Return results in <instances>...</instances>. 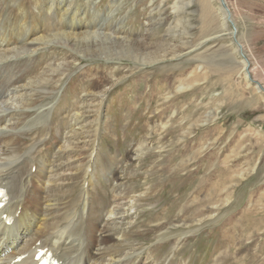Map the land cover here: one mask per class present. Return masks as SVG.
I'll list each match as a JSON object with an SVG mask.
<instances>
[{
	"label": "rangeland",
	"instance_id": "374dc122",
	"mask_svg": "<svg viewBox=\"0 0 264 264\" xmlns=\"http://www.w3.org/2000/svg\"><path fill=\"white\" fill-rule=\"evenodd\" d=\"M0 1L2 6L12 2ZM121 1L122 8L115 12L109 26L123 28L126 32L132 31L136 37L152 43L162 42L165 36L180 35V39H174L173 43L180 47L185 42L192 45V48L176 49L178 56L141 68H136L132 61L124 59L117 64L120 71L130 73L111 87H108L111 84V61L95 55L89 59L81 58L80 63L75 62L51 84L32 90L38 105L27 111V115L18 122L17 128L23 126L24 119L29 122L37 120L49 108L50 114L46 120L33 125L29 126L28 122L22 133L20 130L14 134L22 146V141L27 146L35 138L62 142L63 138L60 137L65 136V140L68 126L73 124L71 119L77 109L76 105L80 104L85 94L78 90L79 87H88L96 76L100 84L109 82L106 86L107 96L100 107L96 131L83 132L82 135L87 139L86 145L74 152L68 171H64L67 168L61 169L62 174L58 181L55 178H45L43 183L39 182L40 188L36 189L48 192L54 197L58 208L68 204L72 209L71 213L79 212L77 205L83 188L86 191L89 186L86 193L93 199L98 191V196L106 204L118 193L123 196L128 189L129 194L124 195L121 211H125L124 216L128 214L132 219L131 225L126 220L123 221L122 228L130 226L135 231L129 234L130 238L125 242L127 249L122 252L129 255L136 251H141L142 254L147 252V261L140 257L135 259L137 264H264V0H225L231 14L235 15L233 20L244 48L243 59L249 61V82L242 73V68L236 64L240 56H234L228 37L222 36L220 41L198 47L199 52H191L205 39L202 24L203 0H180L188 4L178 15L173 9L177 0ZM92 2L94 3L93 0H84L87 5ZM109 2L110 0L95 2L99 11L97 14L107 13ZM224 9L228 11L226 6ZM26 13L29 14V10ZM179 19L183 23L177 25ZM160 20L161 23L150 33L151 23ZM231 26L234 28L232 23ZM87 42L92 53H98L97 45L102 40L89 39L84 45ZM63 45L59 41L57 49H37L30 57H14L12 63L0 64V75L9 77L13 72L16 74L18 70L28 68L31 76H35L45 67L47 61L56 59L60 62L80 58L76 51L68 48L70 45ZM218 50L220 53L225 50L231 53L233 62L225 63L220 60L224 62V66L219 70L199 58L209 55L213 57V62H219ZM197 76L199 81L197 80L198 83L192 89L189 88L172 98L167 103L169 107L161 106L165 88L174 91L182 79L188 77V80L193 81ZM18 90H14V104L18 100ZM169 114L176 118V122L169 123L168 134L163 133L160 136L157 133H161L163 129L160 130L158 124ZM212 115H215V121L193 125L196 121L209 119ZM190 125H193L191 133L186 136L184 131ZM183 137L187 138L183 141ZM141 141H145L150 148L141 158L136 159ZM0 144H3V138L0 139ZM200 145L204 146L203 153L185 166L180 165L181 158ZM236 152L239 154L226 167L223 160L229 153ZM63 156L60 160L66 162ZM54 157L52 162L59 160L56 155ZM88 165L91 166L89 169H92V174L87 184V175L84 177L82 170ZM77 166L81 171L74 174ZM34 168H31L32 173L35 172ZM230 171L243 172L244 175L224 188L222 194L217 195L218 198L216 196L219 200L228 195L229 204H225L223 210L215 206L202 210V204L205 203H201L199 193L212 184L217 187V182L228 183V180L223 179ZM29 186H32L31 182ZM93 195L95 196L92 197ZM89 197V209H97L103 218L115 217L109 207H99L98 203L101 201L98 198L93 200ZM134 199L137 201L133 202ZM201 211L202 214L213 212L212 219H215L200 225L197 220ZM195 226V231L178 236L182 231ZM94 235H98L97 230ZM121 236L118 229L113 233L114 240ZM112 241L109 240L110 243Z\"/></svg>",
	"mask_w": 264,
	"mask_h": 264
},
{
	"label": "bare ground",
	"instance_id": "6f19581e",
	"mask_svg": "<svg viewBox=\"0 0 264 264\" xmlns=\"http://www.w3.org/2000/svg\"><path fill=\"white\" fill-rule=\"evenodd\" d=\"M93 1L94 3L92 2V4L89 3L87 5L84 4V0H12L6 6H2V1H0V64L12 63V58L15 57L17 59L20 55L30 57L32 52L37 49H57L59 41H62L63 47L70 45L68 48L76 51V55L80 57L71 60H61L60 62L56 59L47 61L45 67L35 76H31V71L28 68L18 70L16 74L13 72L9 77L3 76V74L0 75V128L4 129L0 130V139L3 138V144H0V188L6 191L5 201L0 207V264H38L41 258L48 259L50 264H137L135 263V259L141 257L146 262L149 258L147 252L142 254L141 251H136L133 255L122 252L124 249H127L125 242L126 239L130 238L129 234L135 231L130 226L122 228L123 221L126 220L131 225L130 219H132L128 214L124 216L125 211H121V207L124 206V195L129 194L128 189L123 196H120L118 193L113 197L112 201H108V204H106L102 201V197L98 196V191H94L95 195H97L95 199L90 198L88 192L86 193L89 189L87 185L86 191L85 188L82 189L83 192L77 205L79 212L77 213H71L70 210L72 209L68 204L58 208L57 206L59 205L56 203L54 197L49 195L48 192L36 189L40 185L39 182L43 183L45 178L46 180L55 178L58 181L62 174L61 169L67 168L64 171H68L69 161L74 158V152H77L79 148L86 145L87 139L82 135L83 132L86 133L89 130L94 132L98 128L99 111L102 102L107 96V88L113 86L123 76L130 73L120 71V66L117 63L126 59L132 61L136 68H141L154 62L169 59V57L178 56L175 52L176 49L192 48V45H187L185 42H182L180 47L173 43L174 39H180V35L165 36L162 42L152 43V41H144L146 39L136 37L132 31L126 32L123 28L109 26L115 12L122 8V1L110 0L107 6V13H104V15L97 14L99 11L95 2L100 0ZM187 4L185 1L180 2V0H177L173 6L174 13L178 15ZM225 6L228 11L224 9ZM26 10H29V14L26 13ZM202 10L203 36L205 39L200 41L196 45L197 49H192L191 52H199L198 47L202 48L207 45L206 43L220 41L222 36H225L224 38L228 37L227 39L233 47L234 56L235 54L240 56V60L236 64L242 68V73L245 74V78L249 82L248 76L250 77V73L247 69L249 61L243 59L244 54L242 51L244 48L241 36L233 20L234 14H231L226 1L203 0ZM214 12L217 15H214L216 14ZM98 17L102 18V20ZM214 19L217 21L216 23ZM120 23H122V20ZM160 23L161 20L157 23H151L149 32H154L155 26ZM182 23L183 20L179 19L177 25ZM231 23L234 25V28L231 26ZM222 32L225 34L222 35ZM98 38L102 40L97 45L98 50L96 52L98 53H92L91 48L88 47V42L86 45H84V42L89 39ZM81 47H84V49ZM225 49L228 50L227 48ZM226 50L224 53H220L218 50L219 62L216 63L213 62V57L209 55L199 58L204 63L211 64L220 70L224 66L223 61L227 63L233 60V55L229 52L227 53ZM93 55L112 62L110 72L111 84H107L109 82H105L104 84L98 83L97 79L99 78L96 76L88 87H79L78 90H82L85 94L80 104L77 103L76 105L77 109L71 119L73 124L68 126L69 129L66 131L65 140V136L60 137L63 138L62 142L49 141L47 138H35L27 146L22 141L24 145L22 146L14 134L20 132V130L22 133V129L29 121L24 119L22 122L23 126L19 129L17 128L18 122H20L23 116L27 115V111L38 105V101L33 98L34 93L31 91L38 86L51 84L57 76L63 75L75 62H79L81 58H92ZM220 60H223V63ZM249 79L251 80V78ZM197 80L198 76L193 81L188 80V77H186L182 79L181 83L179 82L174 91L165 88L161 106L169 107L167 103L172 98L196 85L198 83ZM107 85L109 86L106 87ZM10 89H19L18 92L20 93L17 94L19 96H17L18 100L16 104L13 103L16 93ZM9 101L10 103L8 104L7 102ZM49 114L50 108L39 115L38 121L33 119L29 122V126L46 120ZM215 119V115H212L209 119L196 121L193 125H203L209 121L213 122ZM174 122H176V118L172 114H169L163 122L158 124L160 130H163L157 134L160 136L163 133L167 135L169 123L173 124ZM193 125H190L189 129L184 131L186 136L191 133ZM75 128H79L80 130H76ZM50 134L52 135L53 132L51 131ZM51 137L55 138V136ZM60 138L58 139L60 140ZM186 138L183 137V141ZM138 145V154L135 155L136 159L141 158L150 148L145 141H141ZM198 145H195V147ZM203 150L204 146L201 145L194 150L191 149L190 154L188 153L181 158L180 165L185 166L191 160L196 159L198 155L203 153ZM58 154L61 155L58 156ZM237 154L239 152L229 153L225 160H223L224 165L229 164L232 158H236ZM55 155L59 160L64 155L63 157L66 159V162L61 160V162L59 160L52 162L51 160L55 159ZM33 166L35 167L34 173L31 172ZM90 167L88 165L82 170L84 177L87 175V179L85 178L87 184L92 174V169H89ZM227 169L230 168L228 167ZM78 171H81L79 166L73 172L76 174ZM243 175V172L233 173L230 171L223 179L228 180L230 184L217 182L215 183L217 187H214L212 184L203 192L198 190V192H202L199 193L201 203H205L202 204V210L212 209L214 206L219 207V210H223L225 204L229 202L230 197L227 195L218 200L216 196L224 188L232 185L233 182H237ZM30 182L32 186H29ZM100 192L102 193L101 190ZM88 197L93 200H97L98 198L101 201L98 203L99 207L102 209L109 207L110 212L115 217L103 218L97 212V209H89L91 204L89 205ZM132 201H137V199ZM195 203L196 201H194ZM99 207L97 208L100 209ZM212 213L205 212L202 214L201 211L197 223L202 225L211 221L213 217ZM195 227H190L185 232L182 231L178 236L182 233L195 231L197 229ZM117 229L122 236L120 238L115 237L114 240L113 233ZM96 230L98 232L97 236L94 235ZM111 239L113 241L110 243L109 240ZM237 244L239 243L237 242ZM38 253H42L40 258L36 257Z\"/></svg>",
	"mask_w": 264,
	"mask_h": 264
}]
</instances>
